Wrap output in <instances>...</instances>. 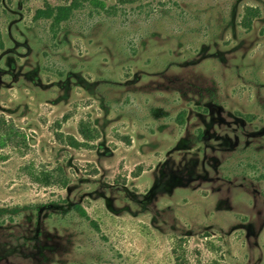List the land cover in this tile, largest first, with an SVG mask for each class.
<instances>
[{
  "label": "rangeland",
  "instance_id": "1",
  "mask_svg": "<svg viewBox=\"0 0 264 264\" xmlns=\"http://www.w3.org/2000/svg\"><path fill=\"white\" fill-rule=\"evenodd\" d=\"M70 1L0 0V264H264V0Z\"/></svg>",
  "mask_w": 264,
  "mask_h": 264
},
{
  "label": "trees",
  "instance_id": "2",
  "mask_svg": "<svg viewBox=\"0 0 264 264\" xmlns=\"http://www.w3.org/2000/svg\"><path fill=\"white\" fill-rule=\"evenodd\" d=\"M84 1H88L96 6H100L101 8L104 7L103 2L100 0H71L69 4L64 5L51 6L46 4L45 7L38 9L35 12L34 16L37 19H50L53 27L60 28L61 23L70 18L73 14V11L77 9ZM257 16V9L247 6L245 7L244 13L242 14L240 23L246 30H248L251 28L253 20ZM0 132L5 134L8 138L10 137V135H12L9 124L3 118H0ZM79 133L84 141H78L74 137L69 136L67 137V142L69 145L73 147L83 146L86 141L97 137L96 131L94 129H91L87 122L79 123ZM29 176L34 182L45 186L53 184L66 186L68 183L62 167H56L53 170L41 169L39 171L31 168L29 170ZM79 211L82 215H85V212L83 210L80 209ZM92 224L94 225L95 223L92 221Z\"/></svg>",
  "mask_w": 264,
  "mask_h": 264
}]
</instances>
